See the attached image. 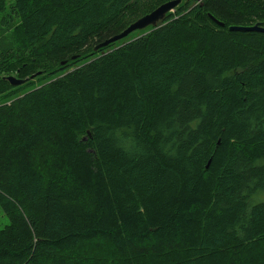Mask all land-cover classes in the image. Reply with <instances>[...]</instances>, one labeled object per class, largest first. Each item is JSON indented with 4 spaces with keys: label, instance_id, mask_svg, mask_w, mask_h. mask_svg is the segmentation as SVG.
Wrapping results in <instances>:
<instances>
[{
    "label": "trees",
    "instance_id": "1",
    "mask_svg": "<svg viewBox=\"0 0 264 264\" xmlns=\"http://www.w3.org/2000/svg\"><path fill=\"white\" fill-rule=\"evenodd\" d=\"M167 1L12 0L0 264H264V32L228 29L264 0H180L94 50Z\"/></svg>",
    "mask_w": 264,
    "mask_h": 264
},
{
    "label": "water",
    "instance_id": "2",
    "mask_svg": "<svg viewBox=\"0 0 264 264\" xmlns=\"http://www.w3.org/2000/svg\"><path fill=\"white\" fill-rule=\"evenodd\" d=\"M180 0H170L165 3L160 4L158 7L153 9L151 12L139 17L134 22L129 24L125 29H123L120 33L112 35L99 43L94 47V50L100 47L107 46L109 43L118 41L128 34L134 32L135 30H142L148 26H153L157 24L158 21L163 20L164 16L168 11H172L175 6L179 4ZM211 19L218 25L223 26L222 22L217 21L215 18L210 16ZM229 30L234 31H252V32H264V26L260 25V23H255L253 25H231L228 27ZM12 85H18L23 82V80L16 79L14 76H8L6 78Z\"/></svg>",
    "mask_w": 264,
    "mask_h": 264
},
{
    "label": "rangeland",
    "instance_id": "3",
    "mask_svg": "<svg viewBox=\"0 0 264 264\" xmlns=\"http://www.w3.org/2000/svg\"><path fill=\"white\" fill-rule=\"evenodd\" d=\"M11 3H12V0H6V10H5V12L0 13V43H3L6 41L5 39L8 38V35L10 34V30L16 22L15 17H13L14 19L11 18L9 24L2 22L3 21L2 18L5 15H7V11H8V8H9ZM171 12H173V10ZM260 198H261V196H260ZM7 224H8V219L0 207V228L4 227ZM101 252L103 254V250Z\"/></svg>",
    "mask_w": 264,
    "mask_h": 264
}]
</instances>
